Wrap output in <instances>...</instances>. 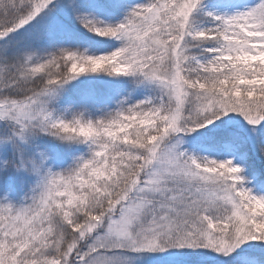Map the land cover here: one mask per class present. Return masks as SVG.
Masks as SVG:
<instances>
[{"label":"snow or ice","instance_id":"obj_1","mask_svg":"<svg viewBox=\"0 0 264 264\" xmlns=\"http://www.w3.org/2000/svg\"><path fill=\"white\" fill-rule=\"evenodd\" d=\"M0 264H264V0H0Z\"/></svg>","mask_w":264,"mask_h":264}]
</instances>
